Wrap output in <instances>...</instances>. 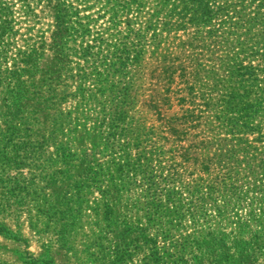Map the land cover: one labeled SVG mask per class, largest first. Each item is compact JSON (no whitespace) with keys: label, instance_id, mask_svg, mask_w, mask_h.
Returning a JSON list of instances; mask_svg holds the SVG:
<instances>
[{"label":"trees","instance_id":"trees-1","mask_svg":"<svg viewBox=\"0 0 264 264\" xmlns=\"http://www.w3.org/2000/svg\"><path fill=\"white\" fill-rule=\"evenodd\" d=\"M36 3L0 0L4 151L24 149L22 139L33 128L52 135L72 116L85 114L86 120L79 119L71 129L80 135L81 150L85 148L78 159L77 177L112 181L100 193L105 208L101 215L98 210L95 214L100 219L93 224L98 233L117 228L111 195L120 194L121 186L115 180L135 173L147 191L140 206L144 210L140 244L151 242L148 234L155 228L180 231L186 216L195 221L206 204L213 215L212 223L195 235H183L179 243L183 245H177L180 252L155 251L143 264H264V178L251 183L256 169L253 156L239 161V154L247 157L264 150V0H140L134 19L140 25L130 27L125 39L132 43L119 54L113 53L110 35L95 26V20L77 17L58 4L51 6L49 39L43 30L35 32V23L29 21L37 17ZM64 33L70 38L62 37ZM134 40L138 42L133 44ZM76 67L75 75L57 76L58 69L70 72ZM70 87L75 91L69 95L56 92ZM66 100L76 105L74 114L63 120L62 113L51 108ZM108 100L116 110L113 116L105 112ZM173 101L188 107L180 114H165ZM205 112H213V118ZM154 114L158 120L152 119ZM206 118L230 137H224L214 152L208 143L193 137V151L174 153L186 151L180 146L183 138L198 130ZM125 120L132 124L127 127ZM166 131L174 136L165 137ZM15 136L23 138L17 141ZM90 137L94 149L117 154L114 177L112 170L91 164L92 149L85 146ZM130 137L136 142L132 147H140L136 163L125 159L124 139ZM114 141L116 147L111 146ZM201 150L206 157L194 153ZM168 153L171 157L164 158ZM179 155L191 162L193 170L186 172L188 168L177 162ZM239 174L246 189L234 185ZM193 176L199 177L190 180ZM83 189L77 194L89 192ZM185 192L197 201L184 202ZM224 196L235 203L221 206L218 197Z\"/></svg>","mask_w":264,"mask_h":264},{"label":"rangeland","instance_id":"rangeland-1","mask_svg":"<svg viewBox=\"0 0 264 264\" xmlns=\"http://www.w3.org/2000/svg\"><path fill=\"white\" fill-rule=\"evenodd\" d=\"M36 1L37 9L34 13L37 17L29 22L35 23V32L36 29L43 30L47 39L53 30L51 10L53 4H58L59 8L71 9L73 14L84 20H95V26H100L110 35L113 45L111 50L113 49L115 54L124 51L132 43L125 39L130 27L140 25L134 23L136 10L140 9V0H58L56 3L50 0ZM67 35L64 33L62 37L70 38ZM137 42L138 40H134L133 44ZM77 68L79 67L73 68L70 72L58 69L57 76L63 79L68 73L75 75L78 73ZM46 89H48L47 85ZM57 91H61L60 96L69 95L75 91V88H58ZM68 101L52 107L51 110L62 113V118L71 117L76 103ZM109 101L106 108H109L110 112H105L113 116L116 110L112 111V100ZM123 107L127 110V105ZM183 107L173 101L165 114L172 115L176 112L180 114L188 106ZM196 109L205 108L196 106ZM205 113L209 119L214 116L213 112ZM86 116L85 114L81 118L72 116L71 120L52 135L44 129L33 128L34 132L30 136H24L26 138L15 136V140L19 141V138H23L26 143L22 150L16 148L7 153L3 146L7 142V137L0 138V227L4 229L0 230V264H143L155 251L180 252V246L183 244L179 243L183 235H195L197 231L212 223V207L206 204V208L196 213V219H193L195 221H191L192 218L186 216L180 231L167 233L155 228L148 234L151 242L140 244V219L144 215V210H140V206L147 191L140 185V176L133 173V176L130 174L128 177L115 180V183L121 186V188L119 186L120 194L111 195L114 206L112 221L117 228H112L106 233H98L93 224L100 219L95 214L98 210V214L101 215L105 208L100 193L107 189V184L112 181L99 178L91 182L77 177L78 159L85 148L81 150L80 135L71 129L79 119L86 120ZM152 119L158 120L157 115L154 114ZM209 119H204L197 131L190 130L183 138L184 141L180 146L183 145L186 151L174 153L193 151L190 147L193 137L198 142L208 143L211 152L220 148L221 140L230 136L222 134L223 132L217 128L218 125ZM61 122L59 120V123ZM91 122L87 127H91ZM209 122H211L210 126ZM131 124V121L125 120L124 125L129 127ZM163 134L165 137L174 136L167 131ZM90 140L92 141L91 137L85 140V146L92 149L91 164L95 168L112 170L110 175L114 177L117 154L94 149ZM136 141L140 143V138ZM124 142L127 144L126 163H136L138 153H141L140 147H132L136 144L133 137L124 139ZM116 143L117 141L112 142L111 146L116 147ZM194 153H197L199 158L207 156L204 150ZM247 155L246 157L243 153L239 154V161L246 162L250 159L249 155L254 157L252 163H255L256 169L250 181L255 185L264 178V168H261L264 165H260L261 162L264 163V150ZM169 156L171 157L170 153L166 157L164 155V158ZM161 158L163 156L158 160ZM179 158L181 160L177 162L181 161L184 167L188 168L186 172L193 170L191 162L187 161L185 156L179 155ZM242 175L234 185L246 189ZM198 177L193 176L190 180ZM205 186L202 185V193L207 191ZM81 188L91 193L78 195L77 192ZM182 199L191 203L197 201L196 197H190L186 192L182 195ZM217 203L229 208L235 202L234 199H227L224 196L218 197ZM80 205H83L82 209Z\"/></svg>","mask_w":264,"mask_h":264}]
</instances>
